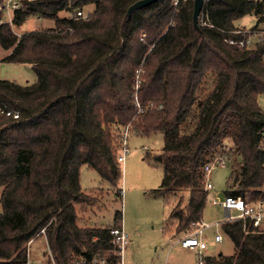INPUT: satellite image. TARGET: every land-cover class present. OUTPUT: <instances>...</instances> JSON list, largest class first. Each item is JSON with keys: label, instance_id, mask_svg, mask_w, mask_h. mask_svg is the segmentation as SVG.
<instances>
[{"label": "trees", "instance_id": "obj_1", "mask_svg": "<svg viewBox=\"0 0 264 264\" xmlns=\"http://www.w3.org/2000/svg\"><path fill=\"white\" fill-rule=\"evenodd\" d=\"M135 1L20 0L0 23L2 60L36 75L29 84L0 78V264H25L32 242L31 257L42 259L34 264L120 261L112 230L121 211L96 226L75 204L91 199L83 164L121 195L126 130L163 134L160 151L144 157L162 167L147 193L176 198L171 235L202 219L203 167L216 156L229 167L224 195L264 199V0H205L198 27L193 0H156L127 15ZM247 14L255 25L237 26ZM29 18L47 24L20 30ZM241 39L249 43L229 42ZM245 226L221 221L234 251L203 255L204 264H264V230Z\"/></svg>", "mask_w": 264, "mask_h": 264}, {"label": "rangeland", "instance_id": "obj_2", "mask_svg": "<svg viewBox=\"0 0 264 264\" xmlns=\"http://www.w3.org/2000/svg\"><path fill=\"white\" fill-rule=\"evenodd\" d=\"M9 17L11 14L4 12L3 18L7 20ZM255 22V17L247 14L237 19L235 24L249 28L254 26ZM46 24L45 20L29 18L20 26V30H30ZM261 27H264V24H261ZM5 54V50L0 47V78L14 80L20 84L35 81L36 75L30 65L3 61ZM259 103L264 106V96L259 97ZM125 136L129 152L125 154L124 161L120 162L121 195H116V188L110 186L96 170L83 164L79 170V182L82 191L88 193L91 199L75 204L79 216H82L85 224L106 226L112 223L113 213L116 210L121 211L123 230L128 236V241L121 251L122 264H198L197 252L181 247L177 243L179 237L164 229L169 223L168 213L176 198L172 195L153 196L147 193L149 189L159 186L162 167L144 156L146 152L160 151L163 146V134L152 132L139 135L126 130ZM228 174L227 166H216L211 170L209 180L213 188L208 190L202 220L213 223L223 219V209L219 204H213L212 198L216 197L218 201L224 198L223 190ZM215 231H219V224L206 229L204 234L211 240ZM35 243L30 244V251L35 252ZM206 250L204 254H231L234 248L231 240L223 237L220 242ZM30 260L34 263L42 261L33 259L31 255Z\"/></svg>", "mask_w": 264, "mask_h": 264}, {"label": "built area", "instance_id": "obj_3", "mask_svg": "<svg viewBox=\"0 0 264 264\" xmlns=\"http://www.w3.org/2000/svg\"><path fill=\"white\" fill-rule=\"evenodd\" d=\"M177 0H175L176 2ZM20 4V0H3L1 4L2 9L5 13L11 14L15 8H17ZM76 15L86 17L87 12L77 11ZM11 17L9 19L0 18V23L3 22H11ZM229 42H236L239 45H243L244 43H249V39H241L238 41L230 40ZM3 112V110H0ZM6 114H10V111H5ZM14 117H17V114H13ZM127 138L125 133L120 139V149L121 152L118 153L117 159L119 162L124 161L125 154L129 152V147L127 146ZM216 166H226V159L224 156H216L211 161L206 163L203 167L204 170V189L210 190L213 188V184L209 180V175L211 170ZM213 204H219L224 211V217L221 221H236L241 220L244 228H246L245 224L250 225L252 230L262 231L264 230V199H256V200H247L241 197H236L232 195H224V198L221 201H218L216 197L212 198ZM221 221H215L213 223L206 222L204 220H200L198 222L191 223V230L183 234L177 241V243L187 249H193L197 252L198 255V264H204L203 252L207 249L209 244H215L220 242L223 238L221 232L215 231L211 240H208V237L204 234V231L212 226L218 225ZM44 230L42 229L41 232ZM114 234V241L118 245L119 253L121 254L122 248L128 241V236L124 232L122 228H114L112 230ZM31 241H29L28 245ZM41 246H47V242L43 241L40 243ZM28 259L25 264H34L30 260V248L27 249ZM80 262H83V259H80ZM94 264H108L106 261L101 260L99 262H95ZM116 264H122L120 261ZM165 264V263H164Z\"/></svg>", "mask_w": 264, "mask_h": 264}, {"label": "water", "instance_id": "obj_4", "mask_svg": "<svg viewBox=\"0 0 264 264\" xmlns=\"http://www.w3.org/2000/svg\"><path fill=\"white\" fill-rule=\"evenodd\" d=\"M156 0H136L127 8L126 14L129 15L133 10L146 6ZM205 0H193L192 22L195 27H198V17Z\"/></svg>", "mask_w": 264, "mask_h": 264}, {"label": "crops", "instance_id": "obj_5", "mask_svg": "<svg viewBox=\"0 0 264 264\" xmlns=\"http://www.w3.org/2000/svg\"><path fill=\"white\" fill-rule=\"evenodd\" d=\"M24 64L30 65L29 63H24ZM122 229H123V226H122ZM178 239H179V238H178ZM213 245H214V244H210L208 247L210 248V247L213 246ZM208 247H207V248H208ZM206 251H207V250H206ZM206 251H205V252H206ZM205 255H212V254L207 253V254H205Z\"/></svg>", "mask_w": 264, "mask_h": 264}]
</instances>
